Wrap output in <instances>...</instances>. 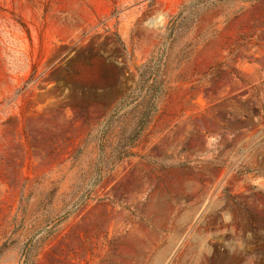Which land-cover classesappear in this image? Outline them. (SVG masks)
<instances>
[{
    "label": "rangeland",
    "instance_id": "374dc122",
    "mask_svg": "<svg viewBox=\"0 0 264 264\" xmlns=\"http://www.w3.org/2000/svg\"><path fill=\"white\" fill-rule=\"evenodd\" d=\"M0 264H264V0H0Z\"/></svg>",
    "mask_w": 264,
    "mask_h": 264
},
{
    "label": "trees",
    "instance_id": "16d2710c",
    "mask_svg": "<svg viewBox=\"0 0 264 264\" xmlns=\"http://www.w3.org/2000/svg\"><path fill=\"white\" fill-rule=\"evenodd\" d=\"M146 93H147V96H146L147 99L143 100L141 102V105L142 104H146L147 105V107L149 109V114L146 115L144 123L142 122L141 124H139L137 126V128L139 129L138 131H142L145 128L146 124L149 122L150 115L155 111L157 103H158V100H159V98L162 95L161 86L160 85L151 84V85L148 86V89H147ZM138 133H140V132H138Z\"/></svg>",
    "mask_w": 264,
    "mask_h": 264
},
{
    "label": "clouds",
    "instance_id": "9594fccd",
    "mask_svg": "<svg viewBox=\"0 0 264 264\" xmlns=\"http://www.w3.org/2000/svg\"><path fill=\"white\" fill-rule=\"evenodd\" d=\"M161 19H163V17H161Z\"/></svg>",
    "mask_w": 264,
    "mask_h": 264
}]
</instances>
